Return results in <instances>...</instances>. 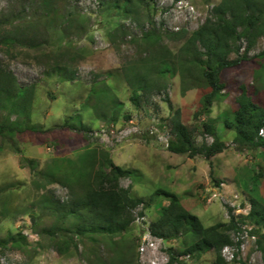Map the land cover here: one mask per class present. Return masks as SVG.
<instances>
[{"label": "rangeland", "instance_id": "374dc122", "mask_svg": "<svg viewBox=\"0 0 264 264\" xmlns=\"http://www.w3.org/2000/svg\"><path fill=\"white\" fill-rule=\"evenodd\" d=\"M221 3L0 0V69L33 93L30 122L42 132H19L15 137L19 150L0 140V242L9 235L23 238L20 247L0 245V264H142L143 237L158 219V209L169 204L156 194L158 190L176 193L205 227L228 223V207H232L241 226L257 229L246 211H251L252 199L264 203V154L261 149L236 145L235 133L221 119L234 118L241 91L221 95L210 114H201L202 97L210 89L199 76L192 79L186 73L187 78H182L177 73L159 78L156 74L164 61L177 71L183 69L190 57L182 47L208 20L216 22L214 9ZM15 31L32 43L7 44L5 38ZM237 46L241 56L247 53L253 61L230 72L229 79H240L255 103L264 107V59L255 57L264 50V33L256 35L252 46L247 38ZM196 48L204 52L200 45ZM239 54L231 53L229 59ZM142 74L151 83H159L161 90L140 92L136 105L131 101L133 85ZM103 89L107 95L97 100L93 91ZM171 107L180 111L181 121L192 129L196 146L213 142L203 135V123L214 119L227 149L211 162L202 155L192 159L188 154L171 153ZM16 117L12 114V120ZM93 150L107 153L118 166L132 171L119 185L143 204L134 210V222L125 232L75 238L65 253L58 249L56 239L39 233L47 225L43 221L35 226L30 214L39 212L44 197L68 200L69 189L47 183L22 160H36L38 173H44L57 159H77ZM230 236L236 243V236ZM191 240L180 236L168 240L167 247L183 255ZM243 242L240 249H223L225 264H264L256 242ZM215 260L216 254L210 252L191 255L181 264Z\"/></svg>", "mask_w": 264, "mask_h": 264}, {"label": "trees", "instance_id": "16d2710c", "mask_svg": "<svg viewBox=\"0 0 264 264\" xmlns=\"http://www.w3.org/2000/svg\"><path fill=\"white\" fill-rule=\"evenodd\" d=\"M205 2L210 3L211 0ZM214 13L217 16L216 22L208 20L193 33L188 44L182 47L190 57L183 64V69L177 71L173 65H167L168 61H164L156 74L159 78L177 73L182 78H187L186 73L193 76L192 79L199 76L210 89L202 97L201 114H210L214 102L221 95L229 96L233 91H241L240 99L236 98L238 109L234 118L224 116L221 119L224 126L235 133L236 145L261 149L264 154V136L260 135L264 128V107L255 103L248 89L241 86L240 79L237 82L229 79L230 72L253 61L247 53L242 56L239 54L240 46L237 44L247 38L252 46L256 35L264 33V0H222L215 7ZM10 34L12 35L5 38L7 44L24 46L32 43L23 33L15 31ZM196 45H200L204 52L197 49ZM231 53L239 55L231 60ZM255 57L264 59V50ZM133 86L131 101L136 105L139 104L140 92L148 93L156 88L161 90V85L151 83L145 74ZM93 93L97 100L102 101L108 91L94 90ZM32 100V92L28 93L25 87L18 85L11 73L0 69V140L8 141L15 150H19L15 142L19 132L42 133L39 127L30 122ZM5 110L7 115L1 114ZM12 114L17 116L16 119L12 120ZM171 123L172 135L168 141V150L173 154H188L192 159L202 155L211 162L217 154L227 149L214 119L203 123V135L213 138V142L203 143L200 147L196 146L192 129L181 121L179 110H173ZM22 161L30 167L33 174H39L47 183L61 184L69 189L68 200L55 199L54 195L44 197L39 212L30 214L35 226L43 221L46 223L47 226L39 233L53 237L52 240L56 239L58 249L62 252L70 250L75 238L83 240L87 237L91 239L92 236H114L125 232L134 222V210L143 204L142 200L130 195L129 189L119 185L122 178L131 177L132 171L118 166L107 153L93 150L77 159H57L44 173H38L39 165L36 160L25 158ZM156 194L167 199L169 204L158 209L159 217L150 225L153 236L166 240L189 236L192 240L188 242L184 254L201 256L214 252L216 260L212 264H225L221 255L225 247L236 246L240 249L241 241L235 243L230 236L231 233L237 238L242 231L232 207H228V223L205 227L198 216L183 206L176 193L158 190ZM246 218L257 228L252 233L256 235L257 247L264 256V203L252 199L251 211ZM62 238L63 242L60 240ZM22 240L21 236L9 235L0 245L5 247L6 243H12L20 247ZM169 253L172 264L179 253L172 248Z\"/></svg>", "mask_w": 264, "mask_h": 264}, {"label": "built area", "instance_id": "2783aa9c", "mask_svg": "<svg viewBox=\"0 0 264 264\" xmlns=\"http://www.w3.org/2000/svg\"><path fill=\"white\" fill-rule=\"evenodd\" d=\"M263 132V130H261ZM236 209H234V212ZM239 212H242V209L239 208ZM250 212L246 211L247 216ZM242 231L238 234L237 241L240 240L241 243L246 240H253L256 242L257 237L252 233V229H246L245 226H241ZM168 240L164 238L155 237L151 234L150 230L143 237L142 243L139 248V255L142 264H171V255L167 247ZM229 247H225V250H228ZM191 254H178L174 263L181 264L185 260H189ZM172 263V264H174Z\"/></svg>", "mask_w": 264, "mask_h": 264}, {"label": "crops", "instance_id": "0c3cea01", "mask_svg": "<svg viewBox=\"0 0 264 264\" xmlns=\"http://www.w3.org/2000/svg\"><path fill=\"white\" fill-rule=\"evenodd\" d=\"M223 185V184H222Z\"/></svg>", "mask_w": 264, "mask_h": 264}]
</instances>
